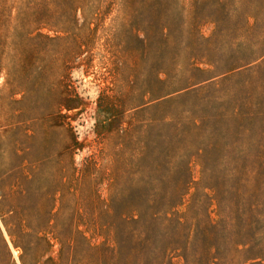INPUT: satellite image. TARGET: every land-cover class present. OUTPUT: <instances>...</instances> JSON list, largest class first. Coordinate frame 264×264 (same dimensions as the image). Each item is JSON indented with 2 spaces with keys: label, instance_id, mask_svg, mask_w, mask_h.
I'll use <instances>...</instances> for the list:
<instances>
[{
  "label": "rangeland",
  "instance_id": "374dc122",
  "mask_svg": "<svg viewBox=\"0 0 264 264\" xmlns=\"http://www.w3.org/2000/svg\"><path fill=\"white\" fill-rule=\"evenodd\" d=\"M164 27L172 78L159 73ZM197 35L212 64L192 66L217 83L157 106L189 84ZM182 109L207 122L187 141L204 156H187L176 211L219 223L217 264H264V0H0V264H93L94 249L114 245V188ZM251 247L263 253L246 261Z\"/></svg>",
  "mask_w": 264,
  "mask_h": 264
},
{
  "label": "trees",
  "instance_id": "16d2710c",
  "mask_svg": "<svg viewBox=\"0 0 264 264\" xmlns=\"http://www.w3.org/2000/svg\"><path fill=\"white\" fill-rule=\"evenodd\" d=\"M163 29L165 27L158 31L159 73H166L170 78L168 66L166 68L162 66V57L165 43L172 37L173 32L167 28L164 33ZM194 40H197L193 42L195 46H191L193 44L191 42L186 45L185 56L189 75L184 81L189 80V84L175 88L166 94H160L156 98L160 99L157 101V106L165 102H170L172 105L176 100L192 92L217 83L213 80L214 76H205L210 73L208 69L192 66L193 62L200 59H205V63L212 64L203 55L206 51L203 47L206 39L197 35ZM173 59L168 60L169 66L172 65ZM167 80L157 78L156 83L160 91L165 87ZM175 82L179 87L181 80L175 79ZM204 83L208 84L204 86ZM191 85H198L199 88L189 89ZM179 111L183 112V109L170 114V121L159 122V124L168 125L172 132L165 135L161 129L158 130L157 136L160 143L152 148L150 155L148 140L145 138L146 141L143 142L138 158L135 160L137 169L134 172H128L122 188H114L113 194L117 198L115 205L119 210L115 220L108 223L112 229L114 245L112 247L104 245L94 249L93 252L97 254V258L93 260V264H175V257L181 258L182 264H217L214 261L219 255L215 234L218 232L219 223L213 222L209 217L201 220L189 216L188 213L180 214L176 211L192 182L189 169L190 158L187 156L194 155L201 161L204 156V149L193 148L195 146L188 144L187 141L191 136H199V132L203 130L207 122L204 115L189 114L183 117ZM180 143L185 144L180 146ZM214 144L216 146V142ZM188 145L191 147L188 149H194V153L188 152ZM213 145L210 146L213 148ZM256 159L254 165L262 172L264 170L262 152L257 154ZM203 168H205L204 161ZM209 188L214 191V196L217 198L218 188ZM112 208L115 212L114 207ZM249 211L255 212L256 207L249 208ZM243 233L246 235L247 231ZM245 241L233 242L234 250L241 252L243 249L239 246H245L247 243ZM245 251L246 253L253 251L246 257V261L257 260L263 253L261 248L254 251L253 247Z\"/></svg>",
  "mask_w": 264,
  "mask_h": 264
}]
</instances>
